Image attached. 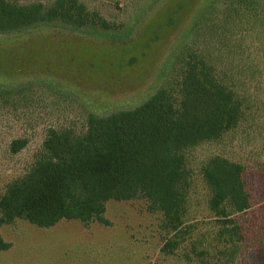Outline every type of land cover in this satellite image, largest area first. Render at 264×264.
Here are the masks:
<instances>
[{
	"label": "rangeland",
	"instance_id": "rangeland-1",
	"mask_svg": "<svg viewBox=\"0 0 264 264\" xmlns=\"http://www.w3.org/2000/svg\"><path fill=\"white\" fill-rule=\"evenodd\" d=\"M31 1L53 0H19ZM81 1L115 30L87 35L40 26L0 34V84L23 90L0 101V192L29 168L49 127L80 131L89 113L141 104L192 50L233 90L240 112L218 137L181 151L183 220L198 224L194 234L210 227L203 170L214 159L241 164L251 206L240 215L245 241L236 264H264V0ZM18 137L27 144L11 153ZM146 205L109 200L105 223L61 219L39 227L15 218L0 225L10 244L0 264H198L182 249L162 254L161 215Z\"/></svg>",
	"mask_w": 264,
	"mask_h": 264
},
{
	"label": "trees",
	"instance_id": "trees-1",
	"mask_svg": "<svg viewBox=\"0 0 264 264\" xmlns=\"http://www.w3.org/2000/svg\"><path fill=\"white\" fill-rule=\"evenodd\" d=\"M40 26L87 35L115 30L81 0H0L1 35ZM22 91L20 86L0 84V101ZM239 112L233 90L201 56L188 50L141 104L106 115L89 113L80 131L49 127L29 168L0 192V225L15 218L39 227L61 219L105 223L107 201L140 198L148 211L161 215L167 234L162 254L182 249L187 261L236 264L245 241L240 215L251 206L243 166L214 159L204 168L211 222L196 234L198 224L183 220L176 187L184 174L181 151L218 137ZM26 144L23 137L13 138L9 150L17 153ZM9 247L0 235V251Z\"/></svg>",
	"mask_w": 264,
	"mask_h": 264
}]
</instances>
